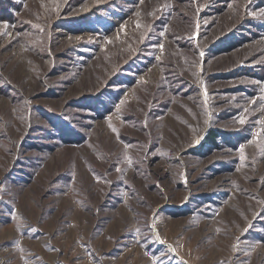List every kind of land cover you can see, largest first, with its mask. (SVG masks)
Instances as JSON below:
<instances>
[{
  "label": "rangeland",
  "instance_id": "1",
  "mask_svg": "<svg viewBox=\"0 0 264 264\" xmlns=\"http://www.w3.org/2000/svg\"><path fill=\"white\" fill-rule=\"evenodd\" d=\"M0 264H264V0H0Z\"/></svg>",
  "mask_w": 264,
  "mask_h": 264
},
{
  "label": "trees",
  "instance_id": "2",
  "mask_svg": "<svg viewBox=\"0 0 264 264\" xmlns=\"http://www.w3.org/2000/svg\"><path fill=\"white\" fill-rule=\"evenodd\" d=\"M210 138L213 140V138H215V136L214 135H211Z\"/></svg>",
  "mask_w": 264,
  "mask_h": 264
},
{
  "label": "snow or ice",
  "instance_id": "3",
  "mask_svg": "<svg viewBox=\"0 0 264 264\" xmlns=\"http://www.w3.org/2000/svg\"><path fill=\"white\" fill-rule=\"evenodd\" d=\"M241 123H243V121H241Z\"/></svg>",
  "mask_w": 264,
  "mask_h": 264
}]
</instances>
